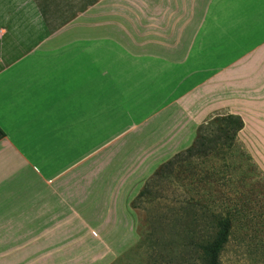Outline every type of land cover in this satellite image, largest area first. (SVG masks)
Returning <instances> with one entry per match:
<instances>
[{"label":"crops","instance_id":"1","mask_svg":"<svg viewBox=\"0 0 264 264\" xmlns=\"http://www.w3.org/2000/svg\"><path fill=\"white\" fill-rule=\"evenodd\" d=\"M79 1L59 11L57 0H0V264H16L17 250L31 248L17 246V225L31 227L38 211L40 227L63 215V194L16 193L45 183L33 169L58 178L81 159L84 139L93 140L91 157L178 108L198 127L242 105L239 79L193 77L194 37L240 25L242 0ZM246 2L262 16L264 0ZM19 161L24 181L11 177Z\"/></svg>","mask_w":264,"mask_h":264},{"label":"rangeland","instance_id":"2","mask_svg":"<svg viewBox=\"0 0 264 264\" xmlns=\"http://www.w3.org/2000/svg\"><path fill=\"white\" fill-rule=\"evenodd\" d=\"M57 1L60 11L79 0ZM246 1H241L240 25L216 27L217 31L210 33L217 37H194L193 41L194 65L198 66L193 67V77L198 72L209 76L216 72L222 73L219 77L225 75L226 81L240 80L241 107L226 105L218 114L241 111L232 113L244 122L235 146L177 167L168 179L156 181L148 199L134 204L154 171L191 146L200 127L215 116L197 127L178 108L173 114H162L154 124L145 123L114 139L91 157L85 154L92 151L93 140H82L80 152L84 154L59 179L33 169L45 183L16 186V193H59L66 198L63 215L54 225L40 227V211L38 217L31 218V227L17 225V246L31 248L17 250L16 264H187L179 259L187 256L182 247L174 248L172 240L176 242L177 234L172 226L154 222L156 216L167 218L177 211V201L183 197L178 183L197 204L214 211L224 207L230 213L235 211L221 264H264V13L259 16L260 11L250 9L252 4ZM79 2L84 4V0ZM195 82L193 78L191 86ZM177 83L180 90L183 82ZM249 94L252 107H245L250 103ZM16 165L11 177L24 181L27 165L23 161ZM56 180L63 185H56ZM28 220L18 219L21 223Z\"/></svg>","mask_w":264,"mask_h":264},{"label":"trees","instance_id":"3","mask_svg":"<svg viewBox=\"0 0 264 264\" xmlns=\"http://www.w3.org/2000/svg\"><path fill=\"white\" fill-rule=\"evenodd\" d=\"M243 125V120L233 114L217 115L204 123L191 146L173 154L154 171L137 194L134 204L136 200L148 199L156 186V181L168 179L177 167L232 149L235 146L236 134ZM3 134L0 130V137ZM177 187L183 196L177 201V211L167 218L156 216L157 220L153 219L154 222L172 226L171 229L177 234L176 242L172 240L175 250L182 247L185 252L182 254L187 255L181 256L180 260H185L187 264H221L222 251L231 235L235 211L230 213L227 207L214 211L216 209L210 206L197 204L192 196L190 198L186 196L187 189L185 190L179 183ZM148 202L150 203L151 199Z\"/></svg>","mask_w":264,"mask_h":264}]
</instances>
